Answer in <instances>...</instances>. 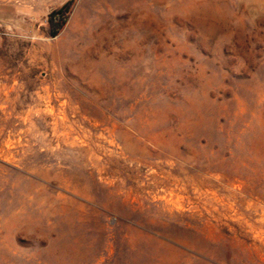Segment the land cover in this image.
Returning a JSON list of instances; mask_svg holds the SVG:
<instances>
[{
    "label": "rangeland",
    "instance_id": "obj_1",
    "mask_svg": "<svg viewBox=\"0 0 264 264\" xmlns=\"http://www.w3.org/2000/svg\"><path fill=\"white\" fill-rule=\"evenodd\" d=\"M0 0V264H264V0Z\"/></svg>",
    "mask_w": 264,
    "mask_h": 264
},
{
    "label": "trees",
    "instance_id": "obj_2",
    "mask_svg": "<svg viewBox=\"0 0 264 264\" xmlns=\"http://www.w3.org/2000/svg\"><path fill=\"white\" fill-rule=\"evenodd\" d=\"M72 3L73 0H69L62 7L55 9L50 13L51 23L54 22V20H57L55 26L56 28L51 31L52 36H55L60 28L65 24Z\"/></svg>",
    "mask_w": 264,
    "mask_h": 264
}]
</instances>
